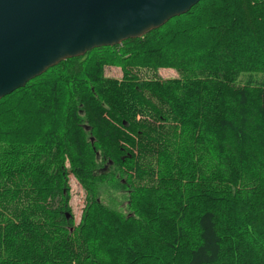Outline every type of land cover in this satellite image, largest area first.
<instances>
[{"label":"trees","instance_id":"1","mask_svg":"<svg viewBox=\"0 0 264 264\" xmlns=\"http://www.w3.org/2000/svg\"><path fill=\"white\" fill-rule=\"evenodd\" d=\"M159 68L179 77L138 73ZM243 73L264 74V0H200L3 97L0 264H264V80Z\"/></svg>","mask_w":264,"mask_h":264},{"label":"water","instance_id":"2","mask_svg":"<svg viewBox=\"0 0 264 264\" xmlns=\"http://www.w3.org/2000/svg\"><path fill=\"white\" fill-rule=\"evenodd\" d=\"M200 0H0V100L61 61L142 37Z\"/></svg>","mask_w":264,"mask_h":264},{"label":"rangeland","instance_id":"3","mask_svg":"<svg viewBox=\"0 0 264 264\" xmlns=\"http://www.w3.org/2000/svg\"><path fill=\"white\" fill-rule=\"evenodd\" d=\"M138 73L142 79L153 78L155 76H159L162 79L179 77V71L174 68H159L157 70L140 69ZM105 75L107 77L121 79L123 76V72L121 68L118 66H106ZM263 80H264V74L262 73H243L238 78V83L259 84L262 83ZM69 183L71 187L70 190L71 195H70V203H69L71 207L70 216L73 218L74 223L78 224L81 220V216L85 206L86 192L73 174L70 175ZM106 202L108 203L107 199Z\"/></svg>","mask_w":264,"mask_h":264}]
</instances>
